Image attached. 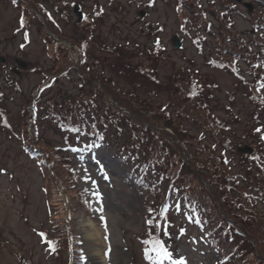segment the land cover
I'll list each match as a JSON object with an SVG mask.
<instances>
[{"label":"rangeland","instance_id":"rangeland-1","mask_svg":"<svg viewBox=\"0 0 264 264\" xmlns=\"http://www.w3.org/2000/svg\"><path fill=\"white\" fill-rule=\"evenodd\" d=\"M150 2L18 0L16 4L13 0H0V57L4 58V61L0 60V264H60L71 256V250L66 247L56 257L49 251L46 241L37 235L45 229L47 235L50 234L48 200L55 206H61L62 202L55 195V180L52 183L51 177L43 175L37 161L25 154L18 143V136L28 128V113L23 112L31 105L33 93L45 76H53L56 70L61 73L38 96L35 119L40 134L38 144L47 150L59 148L61 155H67L63 160L66 164L58 173L63 178L67 176L73 186L66 195L77 196L69 204L70 227L77 247L87 257L83 263L97 264L101 258L104 264H149L143 257L142 244L147 232V206L150 201L157 202L155 194L162 184L152 192L138 188L129 176L131 165L128 166L124 154L116 148L128 141L125 133L116 135L113 128L109 129L112 144L99 148L82 146L71 136L70 149H67L63 139L65 133L51 114L52 105L56 110L70 108L71 102L87 92L81 86L80 70L75 68L83 41L89 46L84 62L93 76L107 79L131 94L132 100L122 104L128 103L131 114H138L153 128L161 126L160 113L164 105L171 117L174 116L176 90L172 84L175 81L189 80L192 75L204 85L214 83L216 87L211 91L208 108L225 122V134L234 145L233 150L225 151V158L231 165V172L241 175L237 178L239 185L247 187V192L255 190L253 181L247 182V179L257 174L262 177L264 165L259 167L243 155L258 151L264 155V141L260 138L264 135V101L256 103L251 100L249 96L256 92L255 88L208 61L215 55L217 40L207 35L204 29H196L205 37L201 50L198 48L199 43L194 40L198 33L189 31L190 28L182 24L185 12L187 15L191 13L188 6L186 11L179 13L177 0H154L151 6ZM200 2L204 8L208 7L205 0ZM255 3L256 0H236L238 12L232 17L235 25L232 31L237 33L233 36L249 33ZM246 4L251 5V11ZM216 5L220 8V3ZM46 10L52 20L45 17ZM208 17L213 19L216 27L214 17L211 18L210 14ZM79 18L81 22H78ZM158 27L163 31H158ZM24 33H28L27 40ZM156 40L160 42L159 48L154 43ZM175 40L180 42V47L173 45ZM21 44H24L23 48ZM16 60L26 62L27 67L21 69ZM238 66L244 79L251 82L253 76L247 65L239 61ZM256 70L264 72L263 67ZM260 94L264 97V87ZM181 123L190 135L200 132V126L192 120L183 119ZM257 127L261 128L260 133L255 131ZM160 138L174 147L168 135L162 134ZM183 143L198 156V144ZM237 147H251L252 152L242 153L236 150ZM222 148L221 144L218 145L215 153L220 154ZM173 158L177 162L176 155ZM105 175L108 179H104ZM85 177L91 179L86 182ZM211 184L216 187L214 182ZM46 187L51 188L50 194ZM96 191L101 194L99 199L93 195ZM255 207L264 211V201L259 199ZM184 208L183 205L180 212L172 210L170 213L173 225L169 228L170 239L164 236L166 243L174 244L187 258L188 264H218L220 254L206 236L207 229L187 219L183 215ZM58 213L64 218L66 210ZM181 227L186 230L185 234L176 239ZM91 233L97 234L100 241L96 246L98 259L91 255L92 248L85 239ZM109 249L106 257L104 253Z\"/></svg>","mask_w":264,"mask_h":264},{"label":"trees","instance_id":"trees-1","mask_svg":"<svg viewBox=\"0 0 264 264\" xmlns=\"http://www.w3.org/2000/svg\"><path fill=\"white\" fill-rule=\"evenodd\" d=\"M205 1L207 8L203 7L200 0H177L179 13L186 11L187 6L191 10L190 15L185 12L182 24L187 26V29L190 28L189 31L195 30V33H198L199 28H202L207 35L214 37L217 40L215 55L208 61L219 68H225L240 81L255 88L258 93L252 92L249 97L256 103L263 102L264 97L260 94V90L263 88L261 84H264V72L256 69L264 68V0H256L255 3L254 16L251 19V30L254 32L250 30L246 36L238 34L237 37L233 36L237 32L232 31L235 26L232 17L238 12L236 0ZM17 2L18 0H15L16 4ZM216 3H220V8H217ZM47 11L45 17L50 16ZM209 14L211 18L214 17L216 27L213 19L208 17ZM194 40L199 43L197 45L201 50L205 42L204 35L195 34ZM88 47L87 41L81 43L80 59L75 67L80 70L78 73L82 81L81 86L87 92L83 93L79 100L76 98L71 102L70 108L56 110L53 105L50 107L54 120L65 133L63 135L65 147L70 149L71 136L79 140L82 146L98 144L101 147L112 144L108 136L109 129L113 128L116 135L125 133L128 135V141L117 145L116 148L124 154L123 159L128 166L131 165L128 170L129 176L134 179L138 188L149 189L152 192L155 187L162 184L161 189L155 194L154 199H157V202L150 201L147 206V210L152 208L154 211L151 217L147 211L146 219L156 218L163 226L164 218L158 215L162 205L167 203L169 206V212L166 213L169 221L172 210L174 211L177 205L180 209L184 205L183 215L207 229L206 236L220 254L218 264H264V211H258L255 207L259 199L264 201V173L262 172V177L257 174L247 179V182L253 181L255 189L249 193L247 187L242 188L239 185L237 178L241 175L232 173L231 165L223 162L226 159L225 151L233 150L234 145L225 134V122H221L222 120L208 108L211 91L216 85L214 83L204 85L192 75L189 80L175 81V84H172L176 90L174 116L171 117L170 112L166 110L167 106L164 105L160 113L161 126L153 128L138 114H131L128 103L122 104L126 100H132L131 94L122 91L107 79L100 80L93 76V72L84 62V57L88 55ZM239 61L247 65L248 72L253 76L251 82L240 74ZM255 65L260 67H253ZM68 68L72 69V66ZM60 73L56 70L53 76H45V80L34 91L31 105L23 112V114L28 113L26 116L28 128L18 136V143L25 154L37 161L43 175L51 177L52 183L55 182V195L60 198L59 202H62L61 206H55L48 200L50 234L47 235L46 229V232L44 230L40 232L46 234L43 238L46 242L48 239L58 242L55 250L49 249V251L59 257L67 247L71 250V256L68 261L60 264H84L79 259L81 249L77 247V240L72 236L73 231L70 227L72 214H69L71 212L69 204L77 196L66 195L73 186L67 176L63 178L58 173L67 155H61L59 148L47 150L39 146L40 134L35 121L41 89L53 83ZM193 90L196 91V96L189 95ZM172 92L174 93V90ZM1 118L5 120L4 116ZM183 119L192 120L200 126L198 135H190L181 123ZM70 129H79V131ZM162 134L169 136L174 147L172 145L170 147L160 138ZM183 142L198 144L196 147L198 156L193 155ZM220 144L223 148L217 155L215 152ZM261 154L262 152L258 151L243 157L250 158L260 167L264 165V155ZM175 155L177 162L173 158ZM200 167H205V170ZM211 182H214L216 187ZM46 189L50 194L51 188L46 187ZM237 189L239 191L234 193ZM60 210H66L64 218L58 213ZM168 231L170 232L169 229ZM164 236L162 227L152 228L147 225L146 236L142 239L143 250L151 246L144 244L145 240L159 238L166 242ZM165 237L170 239L171 236Z\"/></svg>","mask_w":264,"mask_h":264},{"label":"snow or ice","instance_id":"snow-or-ice-1","mask_svg":"<svg viewBox=\"0 0 264 264\" xmlns=\"http://www.w3.org/2000/svg\"><path fill=\"white\" fill-rule=\"evenodd\" d=\"M13 2H15V0H13ZM151 3H154V0H151L150 6H151ZM101 11H103V9H101ZM97 14L99 15V13H97ZM49 19H52V17L49 16ZM20 25H21V27L24 26L23 19H21ZM158 31H163V29L158 27ZM24 38H25V40L28 39V33H24ZM193 42L195 43V41H193ZM154 43L156 44V46L158 48L160 47L159 40H156ZM20 47L23 48L24 44H21ZM210 63H211V61H210ZM253 67H260V66L255 65ZM261 87H264V84H261ZM41 91H43V89H41ZM189 95L190 96H196L197 93L195 90H193L189 93ZM70 130L71 131H79V129H70ZM255 131L257 133H260L261 128L257 127L255 129ZM260 138L262 140H264V135H262ZM101 139H103V137H101ZM99 146L100 145H98V144L87 145L88 148H98ZM213 147H215V145ZM223 162L225 164L229 163V161L227 159H225ZM100 171L103 173L104 169L101 168ZM90 179H91L90 177H85L86 182ZM104 179H108L107 175L104 176ZM91 183L93 185L96 184V182L94 180H92ZM93 195H95L97 197V199H99L101 194L98 191H96L93 193ZM147 211L149 213V216L151 217V214L153 213L154 210L152 208H149ZM175 211L180 212V206L179 205H177L175 207ZM168 212H169V206L167 203H164L162 205V207L160 208L159 214H158L160 217L164 218L163 226H161V224L159 223V221L156 218L146 219L145 224L148 226H151L152 228H161L162 227L163 235L171 236V233L168 231V229L172 225L166 216V213H168ZM100 219H101V221H104L103 216H101ZM33 231H36V230L34 229ZM185 231L186 230L182 227L180 229H178L179 235H178V237H176V239H179V237L184 236ZM37 235L41 238H44L46 234L44 232H38ZM107 238H108L107 236L104 237L105 240H107ZM46 243H47V247L50 250L54 251L58 242L55 240H52V239H48ZM144 244H146V245L151 244L150 247H147L143 250V257H144V259H146L149 262V264H188L187 258L183 254H181L180 252L177 251L176 246L174 244L169 245L159 238H150V240H145ZM109 253H110V249L108 251H105L104 255L107 257L109 255ZM79 259H80V261L85 262L87 260V257L83 252H81ZM88 264H90V262H88Z\"/></svg>","mask_w":264,"mask_h":264},{"label":"water","instance_id":"water-1","mask_svg":"<svg viewBox=\"0 0 264 264\" xmlns=\"http://www.w3.org/2000/svg\"><path fill=\"white\" fill-rule=\"evenodd\" d=\"M246 7L248 9V11H251V5L250 4H246ZM141 15H144V12L141 13ZM83 16V13H81V17ZM81 18H79L80 20ZM173 45L175 47H180L181 44L180 42H178L177 40H175V42H173ZM1 61H4L3 57H0ZM16 64L18 65V67H20L21 69H25L27 67V63L22 61V60H16ZM237 151L242 152V153H251L252 152V148L251 147H237L236 148Z\"/></svg>","mask_w":264,"mask_h":264},{"label":"bare ground","instance_id":"bare-ground-1","mask_svg":"<svg viewBox=\"0 0 264 264\" xmlns=\"http://www.w3.org/2000/svg\"><path fill=\"white\" fill-rule=\"evenodd\" d=\"M85 239L88 240L87 245L89 246V248L91 247V255L95 256V258H100V256H98V249H97V245L100 242L98 235L95 233H91V235H89V237H85ZM97 264H104L103 260L100 258L97 260L96 262Z\"/></svg>","mask_w":264,"mask_h":264}]
</instances>
